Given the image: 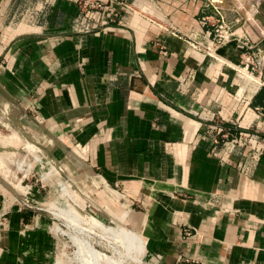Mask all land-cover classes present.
Wrapping results in <instances>:
<instances>
[{
  "label": "crops",
  "instance_id": "0c3cea01",
  "mask_svg": "<svg viewBox=\"0 0 264 264\" xmlns=\"http://www.w3.org/2000/svg\"><path fill=\"white\" fill-rule=\"evenodd\" d=\"M104 1L84 15L75 0H0V121L6 107L33 125L41 156L88 174L109 204L118 191L138 202L148 264H264V148H225L214 129L264 134V86L235 69L242 46L212 45L208 0ZM237 1L226 21L241 18L264 62V0ZM4 189L0 264H52L46 215Z\"/></svg>",
  "mask_w": 264,
  "mask_h": 264
},
{
  "label": "rangeland",
  "instance_id": "374dc122",
  "mask_svg": "<svg viewBox=\"0 0 264 264\" xmlns=\"http://www.w3.org/2000/svg\"><path fill=\"white\" fill-rule=\"evenodd\" d=\"M240 1H237L240 6L245 4V0ZM6 112L5 107L0 121V184H4L6 193L11 190L23 206L46 215L48 230L55 238L50 257L52 264H83L76 239L90 242L101 253L102 256L95 259L96 264H148L145 252L130 246L126 238L115 239L118 236L113 231L99 225L114 223L138 234L136 223L142 217L141 205L132 204L121 191L116 196L111 193L109 204L106 198L87 186L91 180L88 174L76 168L61 171L54 162L41 156L38 140L32 139L34 126L13 123L7 119ZM69 150L75 155L82 154L76 144ZM35 184H43L46 188L39 202L32 201L30 198L34 196L28 191L29 186ZM4 222L5 216H1L0 227Z\"/></svg>",
  "mask_w": 264,
  "mask_h": 264
},
{
  "label": "built area",
  "instance_id": "2783aa9c",
  "mask_svg": "<svg viewBox=\"0 0 264 264\" xmlns=\"http://www.w3.org/2000/svg\"><path fill=\"white\" fill-rule=\"evenodd\" d=\"M109 1L113 3L116 0ZM208 2L217 12V16L219 17L218 22L213 24V36L211 38L212 45L217 49L235 40L239 46H242L241 60L236 65L235 69L247 78H255V75L258 74L260 80L259 83L264 86V62L261 59L260 50L255 48V46L247 39L237 35L233 27L235 23L241 21V18H236L232 24L228 23L224 14V0H208ZM75 3L77 4L80 13L84 15L108 8L107 2L104 0H75ZM125 6L127 5L125 4ZM110 11L113 15H116L115 10L112 7ZM202 21L207 22L208 19L204 17ZM207 52L212 54L209 47L207 48ZM214 129L221 135L222 145L225 148L239 145L243 146L251 153L264 148V134H261L256 129L240 131L239 136L232 135L221 124L215 125Z\"/></svg>",
  "mask_w": 264,
  "mask_h": 264
},
{
  "label": "bare ground",
  "instance_id": "6f19581e",
  "mask_svg": "<svg viewBox=\"0 0 264 264\" xmlns=\"http://www.w3.org/2000/svg\"><path fill=\"white\" fill-rule=\"evenodd\" d=\"M99 225H100V227H103L104 229H106L109 232L113 231L114 235L118 236V238H115V239L119 240V236L123 237V238H126L130 246H134L140 252L141 251L144 252V240L136 232L124 229L122 227H119L118 225H116L114 223L113 224H102V223L100 224L99 223ZM120 239H122V238H120ZM75 242L77 243V246H78L79 258L83 262V264H96V260L95 259L100 258V256H102L101 253H99L93 247V245L90 242H88V241H84V240L79 241V240L76 239ZM130 246H129V248H130ZM135 248H134V250H135ZM131 249H133V247Z\"/></svg>",
  "mask_w": 264,
  "mask_h": 264
}]
</instances>
